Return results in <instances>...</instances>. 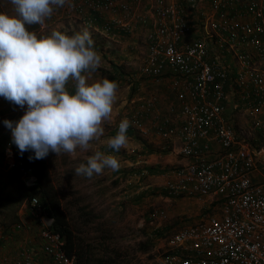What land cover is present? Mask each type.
Masks as SVG:
<instances>
[{
	"label": "built area",
	"instance_id": "1",
	"mask_svg": "<svg viewBox=\"0 0 264 264\" xmlns=\"http://www.w3.org/2000/svg\"><path fill=\"white\" fill-rule=\"evenodd\" d=\"M204 1L72 0L75 6L63 7L61 16L112 39L144 33L141 76L154 82L170 76L181 123L160 117L157 99L138 98V107L125 118L131 121L127 131L147 134L151 123L161 137L176 141L186 159L168 172L165 188L177 197L212 196L219 208L178 229L161 254L162 264H264V182L253 177L264 148L226 117L232 73L233 93L241 95L246 110L264 111V0H211L212 12ZM12 107L0 96V116ZM253 123L264 132V119ZM211 141L219 147L213 149ZM18 167L25 184L35 185L32 167ZM31 207L41 218L42 251L54 264H77L36 197ZM23 226L17 223L15 229ZM30 244L21 245L13 264H40Z\"/></svg>",
	"mask_w": 264,
	"mask_h": 264
},
{
	"label": "rangeland",
	"instance_id": "2",
	"mask_svg": "<svg viewBox=\"0 0 264 264\" xmlns=\"http://www.w3.org/2000/svg\"><path fill=\"white\" fill-rule=\"evenodd\" d=\"M62 8L56 9L51 19H46L43 25L26 27L38 38L49 36L53 31L73 35L88 30L96 51L102 57L98 69L111 71V62L122 65L126 76L132 77V82L138 81L140 86V90L135 93L132 91L133 87L125 81L118 83L117 99L111 118L102 125L104 135L100 141L90 142L91 148L87 152L77 148L73 154L57 156L55 153H49L47 156L62 205L77 232L102 250L108 249L109 246L119 248L129 255L128 259L132 258L130 263L126 264H162L161 254L167 248L169 238L182 226L218 211L219 204L211 197L173 196L165 188V177L160 179L138 174V168L143 164L136 166L133 164L135 160L155 158L149 156L151 152H141V136L133 132L127 134L128 143L119 152L107 148L108 138L117 134L119 123L135 109L138 98L150 97L149 93L162 95V91L153 90V86L148 87L151 80L141 76L139 71L147 50L144 33L121 35L124 37L120 39L108 38L100 32L80 25L75 19H64L61 16ZM0 13L16 14L10 0H0ZM102 78L100 71L96 70L91 74L89 83L102 81ZM166 95L167 93L163 94L164 97ZM169 95L171 100L172 94ZM23 114L24 109L17 105L6 111L0 116V130L5 126V119L18 121ZM130 134L139 139H134ZM96 150L116 156L121 164L120 169H106L103 174L95 175L91 179L76 175L75 169L82 163L86 164L87 158ZM6 162L8 164L0 166V182H5L10 177L11 162L9 159H6ZM177 166V163L170 166L169 172ZM145 185H150L149 192L142 195L139 187ZM5 208L0 213V264L13 263L21 245L28 242L31 243L32 253L40 264H54L44 255L41 248L40 216L30 212L26 202L19 206L17 203L10 204ZM155 211H159L157 215H154ZM20 222L24 226L21 230H16L15 226ZM6 224L9 226L8 231ZM158 229L161 234L156 236ZM149 240H152V248L141 252V245ZM103 244L105 245L102 246Z\"/></svg>",
	"mask_w": 264,
	"mask_h": 264
},
{
	"label": "clouds",
	"instance_id": "3",
	"mask_svg": "<svg viewBox=\"0 0 264 264\" xmlns=\"http://www.w3.org/2000/svg\"><path fill=\"white\" fill-rule=\"evenodd\" d=\"M10 3L16 14L0 13V96L24 109L18 121H3L11 131V142L21 155L33 152L30 160L44 159L49 153L73 154L77 148L87 152L90 142L104 135L102 125L111 118L118 84L107 78L89 83L102 57L88 30L73 35L53 31L38 38L26 27L43 25L56 9L74 7L72 0ZM130 125L128 119L119 123L117 134L107 140L108 149L119 152L126 147ZM120 167L116 156L96 150L75 173L91 179Z\"/></svg>",
	"mask_w": 264,
	"mask_h": 264
},
{
	"label": "trees",
	"instance_id": "4",
	"mask_svg": "<svg viewBox=\"0 0 264 264\" xmlns=\"http://www.w3.org/2000/svg\"><path fill=\"white\" fill-rule=\"evenodd\" d=\"M124 36L119 37L122 38ZM112 70H99L102 79H109L115 81L117 84L121 81H125L128 85H131L132 91L135 93L138 91L139 82H129V79H133L130 76H126L125 68L122 65L111 62ZM70 93H74V88L68 89ZM0 130V166L8 164V151L10 150L15 164L10 165L9 174L10 177L5 182H0V213H2L10 204L28 203L30 212L32 211L31 201L33 198L38 199V205L41 207L43 215L53 220L50 228L60 233L65 238V251L68 255L75 256L77 258V264H126L130 263L128 259L129 255L124 251L116 247H108L106 250H102L99 246L95 245L92 241L82 237L79 232L72 226L66 210L64 209L61 198L58 194L54 178L50 169V162L48 158L39 160H30L29 156H33L31 151L24 152L22 155L19 149L13 144L11 138V131L5 126ZM131 131H127L130 133ZM20 163L27 164L32 167L33 173L37 177L35 185L28 187L21 178V172L18 165ZM184 196V195H183ZM16 210V209H15ZM21 223V222H20ZM6 231L9 226L6 224ZM161 234V230L155 232L156 236ZM103 244L102 246H104ZM152 240H149L144 245H141V252H146L152 248ZM108 246V245H106ZM42 248V246H41ZM33 249H31L32 251ZM44 253V252H43ZM19 254V253H18ZM17 254V255H18ZM47 257V254L44 253ZM35 256V254H34ZM36 257V256H35ZM51 260V259H50ZM52 261V260H51ZM53 263V262H52ZM13 264V263H11Z\"/></svg>",
	"mask_w": 264,
	"mask_h": 264
},
{
	"label": "crops",
	"instance_id": "5",
	"mask_svg": "<svg viewBox=\"0 0 264 264\" xmlns=\"http://www.w3.org/2000/svg\"><path fill=\"white\" fill-rule=\"evenodd\" d=\"M204 9L208 10V12L211 11V0H205L204 1ZM227 61L230 64L234 65V61L230 55H227ZM232 65V67H233ZM233 79L226 85L227 91L231 95L230 100V106L228 107L226 111V117L228 120L235 123L236 127L239 128L241 131H243L245 134H247L251 140L258 146H263L264 148V132L262 129L258 128L254 125L253 120L255 119H264V111L261 113H254L252 111H247L245 108L244 100L242 99L240 94L233 93V87L236 85L234 81V77L236 73H232ZM151 84L149 86H153V90H160L162 91V95H151L147 98H154L157 99V107L156 112L160 115V117H169L174 123H181L182 116L180 114V101L178 100L177 96L175 95L171 89L170 85V76L167 75V77L160 80V82H154L150 81ZM68 89L73 88L71 85L67 86ZM167 95L164 97L163 94ZM172 94V99H170ZM139 102L138 99L136 101L135 109L138 107ZM172 107L174 108L173 112L171 111ZM131 113V112H130ZM129 113V114H130ZM127 114V116L129 115ZM126 116V117H127ZM125 117V118H126ZM123 118V119H125ZM150 130L147 134H143L142 132L135 130L131 131L135 133L136 135L141 136L139 142L141 144V152L143 153H149V156L155 157L152 159H142V160H135L136 162L133 163L136 166L141 163L140 169L138 168V174H146L149 176L157 177L162 179L161 177H165L166 181L168 180V168L172 165H180L182 161H184L186 158L182 154H179L178 149L176 146L178 143L176 141H165L163 137L159 135V133L156 132V130L152 127L151 123H147ZM129 134V133H127ZM131 135V134H130ZM129 135V136H130ZM136 138L134 135H131ZM159 140V142H158ZM211 146L213 149H217L219 147L218 142L211 141ZM139 149V150H140ZM148 156V157H149ZM160 158V160L158 159ZM258 161H257V168L253 172V177L255 180L259 182H264V150H260V152L257 155ZM150 185H145L139 187V190L142 191V195L147 194L149 191ZM152 190L153 187H152ZM183 197V196H179ZM202 197V196H201ZM213 198L216 202L217 200L212 196H207ZM205 198V197H204Z\"/></svg>",
	"mask_w": 264,
	"mask_h": 264
}]
</instances>
